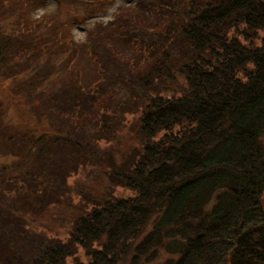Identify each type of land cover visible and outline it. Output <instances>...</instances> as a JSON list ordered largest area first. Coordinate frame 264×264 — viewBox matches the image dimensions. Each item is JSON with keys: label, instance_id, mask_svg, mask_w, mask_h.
I'll return each mask as SVG.
<instances>
[{"label": "trees", "instance_id": "16d2710c", "mask_svg": "<svg viewBox=\"0 0 264 264\" xmlns=\"http://www.w3.org/2000/svg\"><path fill=\"white\" fill-rule=\"evenodd\" d=\"M45 1L0 0V264H264V0H119L83 41L113 0Z\"/></svg>", "mask_w": 264, "mask_h": 264}, {"label": "rangeland", "instance_id": "374dc122", "mask_svg": "<svg viewBox=\"0 0 264 264\" xmlns=\"http://www.w3.org/2000/svg\"><path fill=\"white\" fill-rule=\"evenodd\" d=\"M8 1H12V0H8ZM114 3H115V5H114ZM117 3H119V0H114V2H113L114 6H112V8H114L117 5ZM111 11H112V9L108 12V14L106 16L102 17L101 19H103V20L108 19V15L110 14ZM45 13L48 17L54 18L58 13V9H56L53 4H49V5H47L46 9L44 10V14ZM31 14L33 15V17L39 16L37 14V12H35V11H32ZM94 22H95V20H92V21L88 22L85 27L76 28L74 31L71 32L72 35L75 36V38H83V34H84L85 29L92 26ZM16 108H17V112L13 109V112L16 113V116H15L16 119L18 121H20L19 123L26 122L28 119L26 112L17 105H16ZM129 118L131 120V117H129ZM123 143L126 144L124 146H126V148H127L129 145L132 144V138L127 136L126 138L123 139ZM0 163H4L3 160H0ZM78 179H79L78 176H74V177L69 178L68 182L74 186V183H76L75 181ZM115 193H117L118 195H121V196L130 195V193L124 189H116ZM73 199H74V202L78 201V197H76L74 195H73ZM63 207L64 208H62V211L64 214V211L68 207L67 206H63ZM263 207H264V201H263ZM75 214H76L75 211L71 210V212L68 215H65V216L63 215V219H60V218L54 217L50 213H47L46 215H43L39 220L42 222L40 229L45 230L46 233L49 235H57L58 237H60V239H66V237H67V226L70 223V220L73 218V216H75ZM62 223L64 224L63 227H62ZM161 256L162 257H160L159 262H162L165 259H167L166 254L162 253ZM75 258L76 259H74V258L67 259L65 264H75V260H77V262H79L80 264H87L88 258L85 256V253L83 250H79L78 253L76 254Z\"/></svg>", "mask_w": 264, "mask_h": 264}]
</instances>
